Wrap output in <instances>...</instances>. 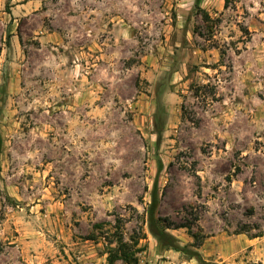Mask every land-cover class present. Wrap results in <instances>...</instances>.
Segmentation results:
<instances>
[{
    "label": "rangeland",
    "instance_id": "rangeland-1",
    "mask_svg": "<svg viewBox=\"0 0 264 264\" xmlns=\"http://www.w3.org/2000/svg\"><path fill=\"white\" fill-rule=\"evenodd\" d=\"M155 181L203 264H264V0H0V264H200Z\"/></svg>",
    "mask_w": 264,
    "mask_h": 264
},
{
    "label": "trees",
    "instance_id": "trees-1",
    "mask_svg": "<svg viewBox=\"0 0 264 264\" xmlns=\"http://www.w3.org/2000/svg\"><path fill=\"white\" fill-rule=\"evenodd\" d=\"M202 20L204 23L209 24L212 20L210 17L203 12ZM158 206V197H157V182L154 183V189L150 193V203L148 204L147 209L145 210L146 215V224L148 227L149 233L158 241L160 246L165 250H173L179 252L189 259H196L198 263L203 264V259L201 254L198 251H193L190 248L181 246L178 243V240L168 232L171 227L169 224H164L165 222L156 216ZM186 228L184 225L174 226L172 229ZM144 237V236H143ZM192 238L196 242L195 247L198 249L201 246L200 237L196 234H192ZM141 238H131V243H127L123 240L121 236L117 239V246L114 250H111L108 256L109 263H113L116 260H121L124 264H138L136 253L140 252V249L137 248L138 242Z\"/></svg>",
    "mask_w": 264,
    "mask_h": 264
}]
</instances>
